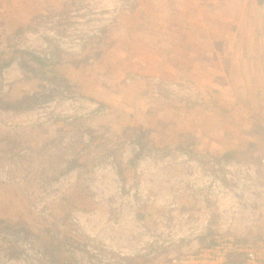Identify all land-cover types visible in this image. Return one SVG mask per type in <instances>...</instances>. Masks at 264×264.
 <instances>
[{
	"label": "rangeland",
	"instance_id": "obj_1",
	"mask_svg": "<svg viewBox=\"0 0 264 264\" xmlns=\"http://www.w3.org/2000/svg\"><path fill=\"white\" fill-rule=\"evenodd\" d=\"M141 7L0 0V264H174L215 233L264 242L258 119L237 107L235 120L208 118L217 97L203 85L146 73L135 56L110 65L117 41H178L145 32ZM150 114L159 129L136 124Z\"/></svg>",
	"mask_w": 264,
	"mask_h": 264
},
{
	"label": "crops",
	"instance_id": "obj_2",
	"mask_svg": "<svg viewBox=\"0 0 264 264\" xmlns=\"http://www.w3.org/2000/svg\"><path fill=\"white\" fill-rule=\"evenodd\" d=\"M137 2L143 6L139 8V15L144 12L150 14V24H143L142 27L138 23L136 26L142 27L145 32L147 30L144 28L162 32L178 31V41L164 44L156 41L155 43L138 41L139 46L131 40L124 43L117 41L112 44V48L117 49L116 54L114 53L112 57L108 55L110 65L128 64L126 70H129L133 68L131 62L129 59L127 61L122 59L126 55L135 56L141 70L146 73L159 75L168 80L190 79L196 85H203L206 91L201 89L202 92H210L208 97L211 99H208V102L210 100L214 102L217 97V102L212 103L208 118H214L212 115L215 114L211 113L217 108L223 111L225 115L223 118L227 117L228 121L230 118L235 120L229 114L237 107L238 114L242 117L246 116L248 119L255 116L257 122L264 127V0H137ZM136 9L132 14H138ZM128 22L130 23H127V28L131 30L135 21ZM138 22L142 24V21ZM143 30L134 33H141ZM139 47L142 52L135 53ZM69 77L80 82L84 76ZM150 107H154V104ZM150 115L146 121L143 119L136 124H142L144 129H159L160 126L157 127L155 124L154 115ZM201 118L199 116L198 120ZM218 119L220 128H234L229 122ZM198 124V121H194V124L191 122L181 127L191 129ZM243 126L250 125L238 124V127ZM196 134L198 137L197 132ZM190 142L192 145L193 139ZM149 203L151 206L158 204L157 199H150ZM166 238H170L169 242H177L173 241L171 236ZM179 247L178 242V249Z\"/></svg>",
	"mask_w": 264,
	"mask_h": 264
},
{
	"label": "built area",
	"instance_id": "obj_3",
	"mask_svg": "<svg viewBox=\"0 0 264 264\" xmlns=\"http://www.w3.org/2000/svg\"><path fill=\"white\" fill-rule=\"evenodd\" d=\"M264 163V154L259 157ZM205 244L182 250L174 264H264V242L242 241L231 234L215 233Z\"/></svg>",
	"mask_w": 264,
	"mask_h": 264
},
{
	"label": "trees",
	"instance_id": "obj_4",
	"mask_svg": "<svg viewBox=\"0 0 264 264\" xmlns=\"http://www.w3.org/2000/svg\"><path fill=\"white\" fill-rule=\"evenodd\" d=\"M32 58L35 59L36 57L35 56L34 57L32 56Z\"/></svg>",
	"mask_w": 264,
	"mask_h": 264
}]
</instances>
